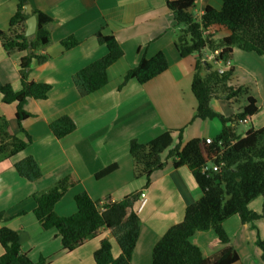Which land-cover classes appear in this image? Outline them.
<instances>
[{
    "label": "crops",
    "instance_id": "1",
    "mask_svg": "<svg viewBox=\"0 0 264 264\" xmlns=\"http://www.w3.org/2000/svg\"><path fill=\"white\" fill-rule=\"evenodd\" d=\"M28 4L32 11L46 14L55 23L45 27L50 41L37 51L39 55H47L48 60L41 65L32 60L27 79L48 83L52 88L46 100L28 99L25 105L31 117L22 121L21 127L30 135L32 143L13 157L0 161V213L4 215L0 227L18 232L21 250L32 262L44 258L46 264H95L93 253L102 239L111 242L112 254L117 257L120 250L108 230H99L95 237L67 252L62 250L56 231L43 230L36 220L33 194L46 191L58 179L70 174L78 184L69 188L54 206L55 213L62 217L76 212L73 198L81 192L93 200L109 196L112 202L120 201L129 193H144V204L139 207L138 201L135 206L141 224L130 264H151L156 242L169 227L182 221L186 205L196 202L201 193L190 171L185 166L174 169L171 163L153 172L146 187L145 178L133 175L129 142L147 143L171 130L176 143L177 131L181 128L182 144L193 138L212 139L203 137L205 121L195 119L188 124L197 105L191 92L196 56L179 57L173 43L175 21L165 0H28ZM16 6V0H0V30L7 34ZM205 6L218 10L221 0H196L192 15L198 18ZM98 31L113 35L123 56L108 68V82L103 88L81 97L71 78L106 54V48L95 38ZM217 32L222 37L228 35L226 30ZM68 36H73L78 45L66 51L60 42ZM158 52L166 56L165 72L145 84L129 80L118 89L125 72L134 68L142 56L151 58ZM24 55V52L7 54L0 41V81L10 84L14 91L21 89L18 71ZM233 57L232 80L239 67ZM212 101L211 108L225 118L235 114L227 116L218 112ZM15 110V103L4 104L0 95V117L7 120L11 134L22 137ZM63 115L73 119L76 129L63 139H56L48 125ZM27 156L33 157L40 166L42 177L36 182L19 177L13 168L14 163ZM112 163L118 168L95 180V173ZM257 207L249 209L260 214L261 206ZM222 226L239 258L234 264H263L255 243L264 239V219L242 224L233 215ZM244 232L250 237L244 235V241L238 242ZM191 242L200 248L204 257H212L223 248L212 230L197 232ZM239 245L248 251L246 263L242 261L243 250ZM249 249H252L250 253Z\"/></svg>",
    "mask_w": 264,
    "mask_h": 264
},
{
    "label": "trees",
    "instance_id": "2",
    "mask_svg": "<svg viewBox=\"0 0 264 264\" xmlns=\"http://www.w3.org/2000/svg\"><path fill=\"white\" fill-rule=\"evenodd\" d=\"M16 2V11L9 20V34L0 30V41L7 54L25 53L19 62L21 89L14 91L10 84L0 81V95L4 104L15 103V120L22 137L11 134L7 120L0 117V161L13 157L32 143L30 135L21 127V122L31 117L25 105L28 99L46 100L52 88L45 82H30L27 77L32 60L40 65L48 60L47 55H39L37 51L49 43L50 35L45 27L55 21L33 10L36 31L34 39L28 44L24 35L27 18L24 7L28 0ZM165 2L175 21L173 43L179 57L196 56L191 92L197 105L188 124L195 119H217L221 129L210 143H206L205 139L193 138L182 144L183 128L177 131L176 143L171 130L162 132L147 143L137 140L129 142L133 175L135 178H145L146 187L153 172L171 163L174 169L185 166L201 193L196 202L186 205L182 221L169 227L156 242L152 249L151 264H234L239 258L222 225L233 215H237L242 224L264 219V126L251 128L243 136L236 134L237 123L250 121L257 115L259 108L256 99L249 95L248 89L231 84L233 65L224 67L220 73L212 63L206 61L205 51H218L215 62L222 67L232 60L234 48L264 56V0H221L220 9L205 6L198 18L191 13L196 0ZM212 29L226 30L228 35L216 38ZM95 38L100 46L106 48V54L72 76V83L81 97L103 88L108 82V68L123 56V50L113 35L98 31ZM60 44L67 51L76 47L78 41L68 36ZM167 69L168 62L162 52L151 58L142 56L134 68L125 72L118 89L129 80L145 84ZM243 95L246 97L245 104L240 107L236 102ZM214 99H224L230 106H236L235 114L225 118L215 112L210 106ZM48 128L56 139H63L75 131L76 124L71 117L63 115L49 123ZM165 151L166 155L162 158ZM213 166L217 171H212ZM13 168L19 177L28 182H36L42 177L39 164L31 156L17 161ZM117 168V164L112 163L95 173L94 178L100 180ZM77 183L68 174L46 191L33 194L36 203L33 214L41 228L56 231L62 250L67 252L95 237L99 230H108L120 253L114 257L111 242L102 239L93 253L94 263L130 264L141 224L135 206L143 192L129 193L114 202L110 201L109 196L93 200L86 192H81L73 198L76 206L73 215H57L55 204ZM258 197H262L260 214L248 209L249 203ZM2 220L4 215L0 213ZM209 230L215 233L223 248L212 257H204L191 238L197 232ZM0 246L3 249L0 264H46L44 258L32 262L21 250L18 232L8 227H0ZM256 246L261 251L260 259L264 264V239H258Z\"/></svg>",
    "mask_w": 264,
    "mask_h": 264
},
{
    "label": "rangeland",
    "instance_id": "3",
    "mask_svg": "<svg viewBox=\"0 0 264 264\" xmlns=\"http://www.w3.org/2000/svg\"><path fill=\"white\" fill-rule=\"evenodd\" d=\"M214 32L216 33V31ZM217 33L215 34L217 36L216 38H221L222 35ZM234 51L236 54L233 52L232 57L233 55H235L233 57V60L235 64L239 67H237L236 69V73H235L236 76L232 80V85L234 86L239 85L248 89L249 95L253 96L256 99L257 101L256 104L257 107L259 108L257 115L251 121L241 122L235 125L236 134L238 136H243L245 132L251 128H260L264 126V56H257L253 53H245L237 48H234ZM205 53L209 54L210 52L205 51ZM213 65L214 68L216 69L217 64H213ZM245 99L246 97L244 95L240 96L236 102L238 106L242 107L245 104ZM212 104L217 108L218 112L220 111L222 112V114L224 113L227 116L231 115L232 113H235L236 106L233 107L230 106L224 99L213 100ZM204 123H206V126L204 128L203 137H210L212 139L215 138L221 127L220 121L217 119L205 120ZM165 155H166V151L162 154V158H164ZM261 203H262V197H258L249 203L248 209L251 207L256 208L258 204L259 206H261ZM244 233H241L238 242L244 241V239L246 238V237L242 238L244 235L250 237V235ZM219 245L223 246L221 244ZM239 248L241 249V245H239ZM241 250H243L241 256L244 259V260L242 259V261L243 263H246L245 257L247 256L248 251L245 247H243V249ZM251 251L252 249L251 250L249 249V253Z\"/></svg>",
    "mask_w": 264,
    "mask_h": 264
},
{
    "label": "water",
    "instance_id": "4",
    "mask_svg": "<svg viewBox=\"0 0 264 264\" xmlns=\"http://www.w3.org/2000/svg\"><path fill=\"white\" fill-rule=\"evenodd\" d=\"M24 14L27 16L25 20L26 29L24 31V35L27 43L30 44L35 37L36 17L32 14V9L29 4L25 5ZM227 125H229V123H227Z\"/></svg>",
    "mask_w": 264,
    "mask_h": 264
},
{
    "label": "built area",
    "instance_id": "5",
    "mask_svg": "<svg viewBox=\"0 0 264 264\" xmlns=\"http://www.w3.org/2000/svg\"><path fill=\"white\" fill-rule=\"evenodd\" d=\"M218 51H215L214 53H212L211 57H206V61L211 62L213 64H218L215 62V55H217ZM231 63L230 61L226 62L225 66H221L218 69V72H222L224 67H228L230 66ZM206 143H210L211 139H205ZM212 171H217V168L215 166L211 167ZM144 204V193H141L140 197H139V207H141Z\"/></svg>",
    "mask_w": 264,
    "mask_h": 264
},
{
    "label": "clouds",
    "instance_id": "6",
    "mask_svg": "<svg viewBox=\"0 0 264 264\" xmlns=\"http://www.w3.org/2000/svg\"><path fill=\"white\" fill-rule=\"evenodd\" d=\"M208 62V61H207ZM209 63H211V62H209Z\"/></svg>",
    "mask_w": 264,
    "mask_h": 264
}]
</instances>
